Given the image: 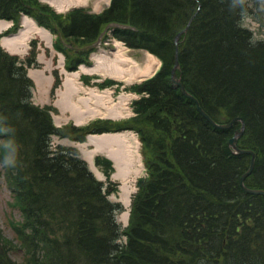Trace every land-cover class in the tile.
Listing matches in <instances>:
<instances>
[{"label":"trees","instance_id":"trees-1","mask_svg":"<svg viewBox=\"0 0 264 264\" xmlns=\"http://www.w3.org/2000/svg\"><path fill=\"white\" fill-rule=\"evenodd\" d=\"M250 1L112 0L101 14L76 9L64 17L38 0H0V18L27 12L81 45L110 22L131 24L116 35L163 60L134 87L149 93L135 102L137 116L58 128L53 106L32 100L27 68L36 64V43L24 60L0 44V162L22 216L13 221L17 243L0 230V264H264V196L240 185L252 155L229 146L241 122L214 126L171 80L178 47V74L204 110L218 122L245 120L238 145L257 156L246 184L264 189V38L242 24ZM82 55L68 56L70 66ZM125 128L139 132L149 168L127 228L117 220L121 204L108 197L112 182L105 187L78 149L50 143L53 134L82 140ZM96 162L110 172L109 160Z\"/></svg>","mask_w":264,"mask_h":264},{"label":"bare ground","instance_id":"bare-ground-1","mask_svg":"<svg viewBox=\"0 0 264 264\" xmlns=\"http://www.w3.org/2000/svg\"><path fill=\"white\" fill-rule=\"evenodd\" d=\"M38 1L47 6L49 5L46 3H49L54 8L55 13H71L76 9L84 10L86 9V6H92L94 10H89L91 11V14H100V12L107 6L109 7L112 2V0ZM42 1H45L46 3ZM249 13L250 12H248L247 14ZM108 24H106L104 28H108ZM242 24L243 26H245L244 18L242 20ZM117 26V24L114 25V27ZM8 27H10V29L13 31V34L3 36V38H0V41L4 44L5 47H7L8 51L12 53H25L28 47V43H32L33 45L34 43H36L37 47L42 46L41 42H37L36 36H40L43 40H45L48 46L51 45L52 29L43 28L38 19L30 13L23 12L17 20L13 18L1 17L0 31H4ZM122 40L125 41L124 39ZM107 44H112L114 47L111 49L100 48L98 51L94 52L91 56L93 61L92 65H83L78 71L66 72L65 78L61 82L62 86L58 89V99L56 101V105L61 109L62 114L66 110L70 111L78 124L86 123L88 122V120H92L96 116L102 118L109 117L116 120H124L127 118L129 120L131 119V114L134 113V109L131 106L133 95L123 92L118 96V98H116L113 91H108L106 89L101 93L98 92V89L94 87H86L82 85L79 80L80 77H78L82 72L97 74L104 78H112L128 83L142 81L149 77H154L155 75H157L156 73L162 65L161 58L150 51L144 54V61L142 65H138L136 60L130 57V55L128 54L131 49L123 42L113 40L111 42H107ZM40 58L41 61L46 64L45 68L42 70H32L30 72V75L37 81L40 91L42 93L48 94L49 87L53 83V80L52 76L47 75L46 70L52 68L53 62L51 59H47L45 54H42ZM176 77L179 78L185 86L182 77L180 75ZM173 85L175 88H180V90L183 92L179 84L173 83ZM186 90L188 91L187 88ZM148 96L149 93L147 91H140V99ZM140 99L137 97V101H140ZM243 121L245 123L244 119ZM216 122L227 123L218 121ZM240 122L242 125V121ZM213 125L216 126L215 124ZM90 146H94V149H90ZM79 147L83 149L85 154L84 157L91 162L98 176H102V173L96 168L93 163V157L95 153L99 151L106 153L115 161L117 167L115 177L120 178L123 182V185L121 186V201L125 206H128L130 204L131 193L134 189V179L140 174V171L142 169L146 170V172H149L147 162H143V158L146 157L144 142L142 141L141 143L139 137L133 131L122 130L91 135L89 136L88 142L83 144L79 143ZM241 177L240 185L242 186ZM244 191L246 193H249L245 189ZM123 215L127 220L128 212H125Z\"/></svg>","mask_w":264,"mask_h":264},{"label":"rangeland","instance_id":"rangeland-1","mask_svg":"<svg viewBox=\"0 0 264 264\" xmlns=\"http://www.w3.org/2000/svg\"><path fill=\"white\" fill-rule=\"evenodd\" d=\"M42 2L46 3L45 1H42ZM250 2H251V8L252 9H251L250 13L244 17V25L253 31L256 39L264 38V0H251ZM46 4H48L51 8H53L49 3H46ZM85 8L88 11L94 10V8L92 6H86ZM108 37L109 36H107V39H108ZM40 39L41 38L39 37L38 40L40 41ZM42 43L44 44L45 41H43ZM127 46L131 49V51L128 52L130 57L135 59L136 62L138 63V65H142V63L144 61L143 56L149 50H146L145 48H138V47L134 48V47H131L129 45H127ZM113 47L114 46L112 44L105 45L103 43L102 45H99V47H97L96 50H94V51H98L100 48L111 49ZM52 49H54V48H52ZM52 49H50V48L45 49L46 50V58L51 59L53 62L52 68L46 70V73H47V75L52 76L53 79L55 77H58L59 79H61L63 81L65 78V73L62 72L63 67H61L59 64L58 56L54 55L55 49L54 50H52ZM31 50L32 49L29 48L28 53H24V55L19 54V56H21V57L27 56L29 54V51H31ZM53 55H54V57H53ZM38 63H39L40 67H37V68L33 67L31 69H44L45 68L46 64L44 62H42L41 59L39 60V57H38ZM84 75H87L91 78V81H89V84L86 82H82L84 86H89L92 88L94 87V88L98 89V92H101V93L103 90H106V89L108 91H113L116 98H118V96L121 93L125 92V93L133 95L132 98L134 101L138 97L139 93L131 90L130 88L134 84H138V83L144 81V80H142V81H135V82H128L127 83L125 81H119V80H115L112 78H104L102 76L95 75V74H92V75L81 74L80 81L84 79ZM89 79H86V80L88 81ZM109 79H111V80H109ZM59 88L60 87H58L56 90L55 99H54L53 98L54 97L53 84L50 85L48 94L42 93L40 91L39 87L35 86L34 96H33L34 102L41 105V106L45 105V104H52L53 106H55L56 109H58V112L54 113V119H55V123L58 126H62V125L67 124L69 122H72L75 124L76 121L74 120L70 111L66 110L62 114L61 109L55 105V103L58 99L57 92H58ZM133 102L131 103V106L134 108ZM96 118H98V116H96ZM61 142H62L61 139L54 138V143L57 144V143H61ZM91 148H93V147L91 146ZM139 178L140 177H137L136 181ZM113 181L116 182L119 190L117 192L110 194V198L114 201H120V198H121L120 186L122 183L121 179H116L113 177ZM136 181H135V184H136ZM134 193L135 192H133V195H134ZM12 197H13L12 191L9 188V185L5 182L3 166L0 163V230L6 237L14 240V242L17 243L15 230L13 229V227L11 225V220L21 221L22 216H21L20 210L18 208H16L15 206L11 205V202L13 200ZM128 209H130V208L129 207L127 208L124 206V210L118 214V219L123 225H126V222H128V220H126L124 218V215H123L125 211H130ZM11 252L13 253V257H15L17 260L22 259V255H21L20 251H17V249L12 250Z\"/></svg>","mask_w":264,"mask_h":264},{"label":"water","instance_id":"water-1","mask_svg":"<svg viewBox=\"0 0 264 264\" xmlns=\"http://www.w3.org/2000/svg\"><path fill=\"white\" fill-rule=\"evenodd\" d=\"M193 17L189 20L188 24L180 31L176 34V36L174 37L175 43L177 44L179 41V38L181 37V35L183 33H185L192 21ZM123 26V25H121ZM175 64L172 68V79L174 81V83H177L181 86L183 92L193 98L196 103H197V108L198 110L208 118V120H210L213 124H215L216 126L220 127V128H229L231 127L235 122L237 121H242V125L241 128L239 130H236L234 135L230 138L229 140V146L232 147V149L236 152V153H249L252 155V159H251V163L249 168L243 173L242 177H241V184L243 186V188L249 192V193H254V194H262L264 196V189L263 188H251L248 187L245 183L246 178L252 173L253 169H254V165H255V160H256V153L254 150L252 149H247V148H240L237 144L238 138L242 135V133L244 132L245 129V123L242 119V117H235L232 120H230L227 123H217L205 110L204 108L200 105V102L198 101V99L196 97H194L192 94L189 93V91L186 90V87L183 85V83L181 82V80L179 78H177V69L180 66V62H179V56H178V47L176 48V55H175Z\"/></svg>","mask_w":264,"mask_h":264},{"label":"crops","instance_id":"crops-1","mask_svg":"<svg viewBox=\"0 0 264 264\" xmlns=\"http://www.w3.org/2000/svg\"><path fill=\"white\" fill-rule=\"evenodd\" d=\"M54 38H55L56 41H58V37L57 36H55Z\"/></svg>","mask_w":264,"mask_h":264}]
</instances>
